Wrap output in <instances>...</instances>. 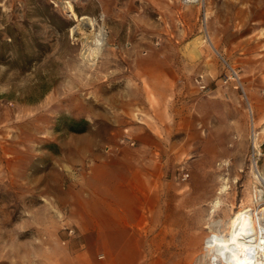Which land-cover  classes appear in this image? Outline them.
Segmentation results:
<instances>
[{"label":"rangeland","instance_id":"obj_1","mask_svg":"<svg viewBox=\"0 0 264 264\" xmlns=\"http://www.w3.org/2000/svg\"><path fill=\"white\" fill-rule=\"evenodd\" d=\"M83 15L104 45L73 31ZM228 66L245 96L224 82ZM161 73L164 99L145 79ZM146 110L169 157L190 112L194 139L208 140L201 159L176 162L190 174L176 194L188 222L161 246L170 264H210L215 232L264 207V0H0L2 264H41L78 241L72 211L87 206L89 166L135 147Z\"/></svg>","mask_w":264,"mask_h":264},{"label":"crops","instance_id":"obj_2","mask_svg":"<svg viewBox=\"0 0 264 264\" xmlns=\"http://www.w3.org/2000/svg\"><path fill=\"white\" fill-rule=\"evenodd\" d=\"M145 79L163 86L160 98L168 95L164 73ZM188 116L177 126L185 142L171 157L168 148L158 149L157 125L146 110L132 129L135 147L121 146L116 153L94 159L88 168V186L79 191L86 195L87 206L72 211L71 225L78 241L56 249L41 264H170L161 240L169 243L168 235L173 239L176 228L186 226L183 211L189 207L176 202L185 184L178 180L181 174L177 176L175 165L187 155L201 159L208 141L199 135L196 142V133L191 131L197 121L191 112Z\"/></svg>","mask_w":264,"mask_h":264},{"label":"bare ground","instance_id":"obj_3","mask_svg":"<svg viewBox=\"0 0 264 264\" xmlns=\"http://www.w3.org/2000/svg\"><path fill=\"white\" fill-rule=\"evenodd\" d=\"M67 9L72 11V6L68 4ZM77 30L93 34L97 39L94 41L96 45H104L105 37L102 33H93L94 21L90 17H77V25L73 31ZM226 225L215 232L210 264H264V207L257 213L248 207L239 209L229 222L228 228Z\"/></svg>","mask_w":264,"mask_h":264},{"label":"built area","instance_id":"obj_4","mask_svg":"<svg viewBox=\"0 0 264 264\" xmlns=\"http://www.w3.org/2000/svg\"><path fill=\"white\" fill-rule=\"evenodd\" d=\"M179 1L183 4L199 3L200 2V0H179ZM229 81L234 84L235 88H241L242 89V87L240 86V82H239L237 72L230 66H228V68H227V74H226L224 82L227 83ZM195 82L201 91L206 90V85L204 84L203 75H200L199 77H197L195 79ZM242 92H243V89H242ZM243 95L245 96L244 92H243ZM127 140H130V139L127 137ZM188 177H189V174L185 173L182 175L181 179L186 180ZM70 233H73V231L71 230Z\"/></svg>","mask_w":264,"mask_h":264}]
</instances>
